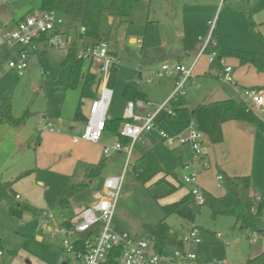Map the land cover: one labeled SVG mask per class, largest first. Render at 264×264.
I'll return each mask as SVG.
<instances>
[{"label": "rangeland", "instance_id": "rangeland-1", "mask_svg": "<svg viewBox=\"0 0 264 264\" xmlns=\"http://www.w3.org/2000/svg\"><path fill=\"white\" fill-rule=\"evenodd\" d=\"M18 6L17 16L19 17L28 14L31 10H39L40 0H18ZM241 13H249L248 15H251L260 25L259 29L264 35V0H149L134 4L130 15L126 18L105 19L102 23L100 39L106 45L109 54L118 60L116 80L111 88L112 97L107 116L123 117L125 107L123 90L127 85L137 87L146 94L148 111H154L159 107L173 90L176 84L175 75L154 76L151 82L146 81L145 78L150 76L151 70H158L163 63L172 64L179 61L189 67L202 49L204 41L210 37L212 30L230 48H241L247 51L255 49ZM64 22L65 25H69L67 19ZM79 33V24H72L68 38L71 41L75 40L78 46L81 44ZM5 49L3 45L0 46V72L2 73L0 110L9 106L11 114L15 117L24 114L25 110L30 113L25 122L18 126L20 131L17 130V133L10 124L0 122V130H3L0 131L2 135L0 137V180L4 181L5 178L11 180L12 176H16L18 177L16 182L27 189L33 182V174L27 175V170L33 171L35 167L34 145L38 131L48 127L41 115L50 113L52 123L60 124L67 130L68 126H75L73 130H68L70 133L76 132L78 126L83 127V122L74 120L76 108L81 100L83 81L78 79L74 86L67 85L71 62H64L67 52L65 49L47 50L38 59L31 57L21 76L7 68L8 60L12 56L10 57ZM2 51L5 56L1 55ZM209 56L210 52L203 51L192 72L193 79L192 82L190 81L192 84L189 81L185 84L190 107L228 97L223 95L228 86L217 73L218 58L215 56L214 61L209 62ZM222 60L232 64L233 73L237 70L233 59L224 57ZM141 61L144 63V68L141 69V76L137 77L136 71ZM93 63V65L86 63L82 72L91 66L92 71L95 72L100 61ZM240 99L242 100V97ZM245 102L248 106L251 105L248 101ZM90 103L91 99L82 98L83 115H87ZM262 110L261 116L264 119V106ZM165 112L166 110L162 111L158 119ZM55 128L60 129L61 126L55 125ZM255 129L256 140L251 147V154L244 170L250 177L255 194H262L264 193V127L257 126ZM148 133V139L144 138V144L147 148L153 149L164 171L147 181H141L139 174L144 166L136 164V171H132L135 157L139 153L135 147L127 165L128 171L124 174L112 217V227L116 232L142 235L146 240H150V236L143 234L144 227L158 223L165 216L163 205L188 195L191 187L183 184V177L193 172L192 169H187L186 165H183L192 155L191 146L188 143L168 145L161 140L159 128H154ZM15 136L21 140L25 138L24 148L13 145L12 139ZM106 136H110L108 132H104L102 138ZM105 157L107 160L102 178L106 175L121 174L125 154L111 152ZM21 173H23L22 176H20ZM75 174L77 180L81 174L79 171ZM207 187L215 196L225 193V188L215 186L213 179ZM38 189L43 192L42 188ZM51 196L46 195V198L49 200ZM85 196L79 195V201H83ZM43 197L42 193L31 195V198L39 199L41 202ZM18 199L16 198V201L21 204L30 205L25 197ZM187 205L196 210L193 222L182 220L174 213L166 218V223L172 231L179 232L181 239L185 230L191 226H197V237L200 242L184 245L188 253L196 255V260L192 264H241L264 250V237L256 236L254 241L247 239L240 232V225L235 223L232 216L218 215L213 218L208 206L197 207L193 199H190ZM6 208L3 203H0V240L6 249L2 251L1 264H27L28 259L31 264H63L64 262L74 264L73 255L62 250L61 234L51 236L49 233L50 236L44 237L41 222L36 220L34 214L27 212L19 219L9 214ZM38 230L43 236L40 240L42 243L37 241ZM217 233H221L222 236L217 237ZM156 247L158 251L168 255L158 264H167L166 258H174V247L168 243L161 244L157 241ZM12 251L15 252L11 253Z\"/></svg>", "mask_w": 264, "mask_h": 264}, {"label": "trees", "instance_id": "trees-1", "mask_svg": "<svg viewBox=\"0 0 264 264\" xmlns=\"http://www.w3.org/2000/svg\"><path fill=\"white\" fill-rule=\"evenodd\" d=\"M149 0H41L39 11H53L69 21V25L65 30L70 32V26L78 23L80 26L79 39L82 46L96 44L102 42L100 39L102 23L109 17L126 18L130 15L131 8L134 4ZM33 12V11H32ZM31 13V12H30ZM242 14V13H241ZM249 14V13H248ZM242 14L246 23V28L252 38L255 49L247 51L241 48H230L226 46L220 38L212 30L205 50L215 52L218 59L224 57L234 58L240 65H249L255 68L258 73H264V35L259 29V25L253 20L251 15ZM68 24V23H67ZM81 28L84 30L81 31ZM76 42L67 50L64 62L70 63V75L67 79V85L74 86L78 79H82L81 100L76 108L74 119L78 121L86 120L81 111L82 98L93 99L97 93L99 83V75L97 72L87 71L82 75L83 61L75 57ZM143 66L141 61L139 66ZM137 73H140L141 67H138ZM117 66L114 65L110 69L108 86L111 88L116 79ZM177 79V78H176ZM256 90L264 91V85L256 87ZM125 100L141 99L147 101L145 94L136 87L127 85L123 90ZM172 114H164L158 120L160 128L171 134L179 133L193 120L196 127L204 135H206L211 143H218L223 140L222 124L228 121L237 120L248 122L255 127H264V121L253 111V109L243 100L227 98L209 103L197 104L191 108L186 96L177 95L170 103ZM30 112L25 110L24 114L14 117L10 114L9 106H6L0 112V122L8 123L12 126L23 124ZM124 119L116 118L106 120L105 130L110 123L114 125L115 136L121 144H128L129 140L121 137L119 134L120 126ZM113 125L111 127H113ZM138 143V142H137ZM135 144V146L137 145ZM139 156L135 159L133 170L136 171V164L144 166L143 171L139 174L141 181H147L156 174L164 171L156 158L152 148L140 147ZM82 178L76 180V174L68 178L63 191L59 195L57 205L62 209H71L73 207V197L81 190L89 186V180H94L101 175L105 166V159L97 163L81 164ZM80 166V165H79ZM162 180V179H160ZM13 181H0V203H3L9 214L22 218L23 214L31 212V210L16 201V193L12 189ZM222 186L225 193L215 196L208 191L203 192L204 201L197 204V207L206 205L211 210V216L214 218L218 215H229L235 219V223L240 225V232L247 239H251L252 235L264 237V193L251 194V180L249 176H227L222 180ZM173 188V186L171 187ZM191 199V195H184L178 201L163 205L165 216L154 225H146L144 227V235H149L153 241L168 243L172 247L184 250V242L179 232L172 231L166 223V218L171 214L185 221L193 222L196 217V210L187 205ZM88 205V204H87ZM84 207V206H83ZM39 212V211H38ZM41 214V211L38 213ZM76 217V216H75ZM77 219L64 220L61 226L67 229L72 227ZM197 227V226H193ZM94 231H88L84 237H74L72 243L77 253L86 254L92 242L91 234ZM72 234V233H71ZM0 251H6L0 240ZM15 251H12L13 253ZM67 264V262H65ZM103 264H118L117 253L109 252ZM241 264H264V250L254 257L246 259Z\"/></svg>", "mask_w": 264, "mask_h": 264}, {"label": "built area", "instance_id": "built-area-1", "mask_svg": "<svg viewBox=\"0 0 264 264\" xmlns=\"http://www.w3.org/2000/svg\"><path fill=\"white\" fill-rule=\"evenodd\" d=\"M64 21V17L53 11L43 12L37 10L25 15L11 28H0L2 42L13 55L8 62V68L21 76L31 57H37L40 53L50 49H70L75 41L69 40L65 32L66 25ZM83 30L81 28V31ZM208 40L209 38L204 41L201 52L205 51ZM215 56L217 57V54L211 52L209 60L212 61ZM75 57L83 61L82 69H85L86 63L92 64L94 61H100V63L97 65V72L99 73L97 94L91 99L84 129L79 134L74 135L72 140L75 143L78 141L98 142L105 130L108 108L112 97V89L108 86L109 73L113 65L114 67L117 66L118 60L109 54L103 42L86 46L80 44L75 49ZM219 62L222 66L220 78L224 82L234 85L231 66L222 59H219ZM85 72H83V75ZM165 74L177 75L176 84L167 99L151 112L147 110L148 103L146 101L140 99L127 100L123 109L124 122L121 125L119 134L129 140L128 144L123 145L119 140H116L113 144L103 147L104 155L111 152H123L125 154L122 173L103 178L102 186L93 193L91 202L82 207L77 213V222L72 229H67L56 223L53 228H49L51 236L57 233L62 235V250L73 255L74 264H103L109 252L117 253L118 264H158L161 260H165L164 257L168 256L157 250V241L146 240L141 235L116 232L112 227L116 201L124 174L128 171L127 165H129L135 144L142 140L144 134L154 128H159V136L168 145L188 143L191 146L193 155L199 158L206 152L204 134L197 129L195 121L192 120L185 130L175 134L167 132L158 125L160 113L166 110L165 114H172V108H168V106L177 95L186 96L185 84L193 79L192 67H186L178 62L163 63L158 70H151L150 76L145 79L151 82L154 76L161 77ZM240 96L242 100L248 101L254 106H264L263 91L245 88L240 91ZM216 179L218 185L222 184V174H217ZM183 182L191 185L189 194L194 202L196 204L203 203V190L197 185V174L192 173L184 176ZM16 198H19V195H16ZM41 216L45 220L55 221L54 215L49 210L42 211ZM91 230L94 232L91 234L92 245L89 251L86 254L77 253L72 239ZM197 235L196 227L191 226L185 230L182 236L185 246L189 243L200 242ZM216 236L221 237L222 235L217 233ZM254 237H256L255 234L252 235L251 241H254ZM174 250V258H166L167 264H192L196 260L194 253H188L185 249L181 250L177 247H174ZM2 254L3 252L0 251V257Z\"/></svg>", "mask_w": 264, "mask_h": 264}, {"label": "crops", "instance_id": "crops-1", "mask_svg": "<svg viewBox=\"0 0 264 264\" xmlns=\"http://www.w3.org/2000/svg\"><path fill=\"white\" fill-rule=\"evenodd\" d=\"M235 1H237V0H235ZM17 6H18V0H16L15 2H13V0H9V1L8 0H0V28H7V29L11 28L15 25V23L18 20L22 19L25 15H27V13H26V14H23V15L18 17L17 15L19 13V11H18L19 6L18 7ZM32 11H37V10H31V12ZM29 13L30 12H28V14ZM259 27H260V25H259ZM66 29H67V26H66ZM68 34H69V32L67 33V36H68ZM132 40L135 41V39H132ZM1 45H3L6 48L5 52H7L10 57L13 56L12 53L3 44L1 36H0V46ZM45 52L40 53L35 58L38 59L39 56L41 54H44ZM202 54H203V52H201V50H199V52L197 53V55L195 56V58L191 62L189 67H192V72L196 66L198 59L200 58V56H202ZM1 55L5 56L4 51H2ZM230 59L234 60V62H235L234 64L237 65L236 66L237 70L233 73L234 68H233L232 64L225 62L226 64L230 65L232 68L231 72H232V76H233V80H234V85L224 82L225 84H227L228 89H226L227 93L225 92V94H223V95H228L227 98H234L237 100H241L240 99V97H241L240 91L242 89H245V88L256 89V87L264 85V73H258L255 70V68H253L252 66L240 65L238 63V61L234 58H230ZM9 60H8V62H9ZM213 61H214V59L212 61L209 60V62H213ZM218 61H219V59H218ZM177 62L182 64L179 61H177ZM139 64H138V67H141V69L144 68V65L139 66ZM182 65H184V64H182ZM7 68H8V63H7ZM141 69H140L139 74L136 71L137 77L141 76ZM10 70H12V69H10ZM89 71H92V66H91V68L89 67L88 72ZM221 71H222V66L219 62V69L217 72L219 77H220ZM92 72H94V71H92ZM95 72H97V70ZM1 75H2V73H1ZM82 75H83V73H82ZM82 75H81V77H82ZM98 75H99V73H98ZM172 75H174V74H172ZM174 78L176 80L177 75H175ZM235 81L238 84H236ZM191 82L189 81L190 84H192ZM114 83H115V81H114ZM98 88H99V86L97 87V91H98ZM263 94H264V91H263ZM145 98H146V94H145ZM186 98H187V93H186ZM227 98H224V99H227ZM224 99H219V100H224ZM126 101L127 100H125V103H126ZM202 103H204V102H202ZM199 104H201V103H199ZM250 104L252 105V103H250ZM251 105H249V106L262 119L261 113H263L262 112L263 106L257 107V106H254V105L251 106ZM4 108L5 107H3L2 110ZM191 108H193V107H191ZM2 110H0V112ZM147 110H148V108H147ZM10 114H11V110H10ZM84 116L86 117L87 115H84ZM41 118L46 121V124L48 127L40 129L39 131L36 130V132L38 131V134L36 137L37 140L35 141V145H34L35 167L33 168V171L31 169L27 170V173H28L27 175L33 174L32 184H30V186H28L27 189H24L23 187H21V185L18 182H16L18 180L17 179L18 177H16V176H12L11 180H10V178H5L4 181H13L12 189L14 190V192L17 195H19L18 200H20L22 197H25L26 201L28 200L30 203V205H28V206L33 207L32 209L35 208L34 210H32L30 207L27 206L31 210V212H29V213L34 214L36 216V220L41 222V229H43V231H44V237H48V236H50L49 235V233H50L49 228H53L55 223L61 224L64 220H68V219L76 220L77 219V213L79 212V210L83 206H85L91 202L93 193L96 190H99L102 186V181H103L102 173L105 169V166L101 172V175L98 178H96L94 180H89V183H90L89 186L86 189L79 191L73 197V199H72L73 207L71 209H62L57 205V200L59 198V195L63 191V188L66 185L68 178L71 177L72 175H75L76 171H79L81 174L78 179L82 178L83 168H82L81 164L97 163L103 159H105V161H106L107 157H105V155L103 154V147L105 145L113 144L114 141L118 140V137L115 136L113 123H110L108 125V128L106 130H104V132H108L110 136H106L103 138L101 136V138L98 142L78 141L75 143V142H73L72 137L74 135L79 134L84 129V126L83 127L78 126V127H76V129H77L76 132L70 133V132H68V130H70V131L73 130L75 128V126H68V130H67L65 127H63L60 124L52 123L51 114L48 112L43 113L41 115ZM119 118H121V117H119ZM107 119L112 120V119H116V118H112V117L107 116ZM85 121L86 120L81 121V122H83V125L85 124ZM262 121H264V119H262ZM55 125H57L58 127L61 126V128L60 129L55 128ZM112 125H113V127H111ZM12 128L15 130L16 133H17V130H19L18 126H12ZM120 128H121V126H120ZM5 130L8 131V129H5ZM221 130H222V134H223V140L221 142L211 143L209 141L208 137L206 135H204L205 150H206L205 154L201 158L195 157L193 155V152L191 149V152H192L191 157H189V160H187L186 162L183 163V165H186L187 169H192V171H193L192 173L197 174V185H199L201 187L203 192L204 191L209 192V190L207 189L208 188L207 186L211 183L212 179L214 180L215 186H218V187L222 186V184L218 185V182L216 179V176L219 173L222 174L223 177L225 175H227V176H239V175L249 176V175H246L247 172H245L244 167L247 164V161L249 159V155L251 154V147L256 140L257 131L255 129V125L248 123V122L232 120V121H228V122L223 123ZM0 131H3V130L1 129ZM148 134L149 133L144 134V136L142 137V140L139 141L137 143V145L135 146V147H137L138 152L140 150L139 149L140 147H142V146L146 147L144 144V140H145L144 138L148 139V137H147ZM0 137H2L1 134H0ZM24 139L21 140L20 138H16V136H15L12 139V143H13V145H17L18 147L24 148L25 147ZM28 143H27V145H28ZM123 145H126V144H123ZM183 145H185V144H183ZM116 153L121 154V155L123 154V152H116ZM119 156H118V158L120 159ZM138 156H139V153L135 157V159ZM197 166H198V168H197ZM34 170H36L35 173H33ZM22 175H23V173H21L20 176H22ZM114 175H117V174H114ZM106 176H110V175H106ZM183 184H185V183L183 182ZM189 186L191 187V185H189ZM38 188H42L43 192L39 191ZM250 192H251V194H253V193L255 194V192H256L252 186L250 187ZM41 193H42V195H44L43 202H41L39 199L31 198V195H40ZM46 195H52V196L48 200L46 198ZM79 195H86L83 201H79ZM188 195H189V193H188ZM256 195H258V194H256ZM216 196H219V195H216ZM191 199H193L192 196H191ZM44 208H46V210H49L52 212V214L54 215L55 221L51 222L49 220H45L41 216V214H38L40 211L41 212L44 211L45 210ZM182 231H184V230H182ZM84 236H85L84 233L81 234V237H84ZM36 237H37L38 243H42L40 240L43 239V236L39 233V230L37 231ZM24 251L25 250H23V252ZM17 254H18V251H17ZM2 256H3V254H2ZM1 260L2 259H0V264H1ZM27 264H31V261H29V259L27 260ZM63 264H65V262Z\"/></svg>", "mask_w": 264, "mask_h": 264}, {"label": "water", "instance_id": "water-1", "mask_svg": "<svg viewBox=\"0 0 264 264\" xmlns=\"http://www.w3.org/2000/svg\"><path fill=\"white\" fill-rule=\"evenodd\" d=\"M82 77H83V75H82Z\"/></svg>", "mask_w": 264, "mask_h": 264}]
</instances>
